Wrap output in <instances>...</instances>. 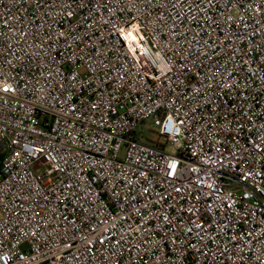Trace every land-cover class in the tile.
Wrapping results in <instances>:
<instances>
[{"label":"built area","instance_id":"2783aa9c","mask_svg":"<svg viewBox=\"0 0 264 264\" xmlns=\"http://www.w3.org/2000/svg\"><path fill=\"white\" fill-rule=\"evenodd\" d=\"M0 264H264V0H0Z\"/></svg>","mask_w":264,"mask_h":264},{"label":"rangeland","instance_id":"374dc122","mask_svg":"<svg viewBox=\"0 0 264 264\" xmlns=\"http://www.w3.org/2000/svg\"><path fill=\"white\" fill-rule=\"evenodd\" d=\"M151 126V121L147 122L146 125H143L141 127V131L144 133V135L149 138L150 140H155V141H161L162 138L160 136H158L153 130H151L150 127Z\"/></svg>","mask_w":264,"mask_h":264}]
</instances>
